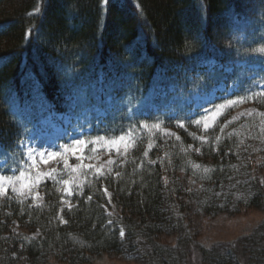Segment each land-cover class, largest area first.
Segmentation results:
<instances>
[{
  "label": "trees",
  "instance_id": "1",
  "mask_svg": "<svg viewBox=\"0 0 264 264\" xmlns=\"http://www.w3.org/2000/svg\"><path fill=\"white\" fill-rule=\"evenodd\" d=\"M259 46L264 0H0V158L16 162L25 133L48 114L96 102L107 111L91 131L99 172L73 164L37 176L28 192L15 183L0 193V264H88L104 253L191 264L194 249L204 264H264V220L212 246L191 224L198 211L264 210ZM240 62L261 63L260 75ZM225 80L236 89L216 100L219 109L193 113V94ZM81 85L86 99L78 101ZM158 103L173 112L153 110ZM217 111L208 127L196 123ZM10 171L1 176L22 173ZM64 180L73 185L66 207ZM109 196L118 216L106 210ZM168 235L175 244L162 242Z\"/></svg>",
  "mask_w": 264,
  "mask_h": 264
},
{
  "label": "rangeland",
  "instance_id": "2",
  "mask_svg": "<svg viewBox=\"0 0 264 264\" xmlns=\"http://www.w3.org/2000/svg\"><path fill=\"white\" fill-rule=\"evenodd\" d=\"M256 2V0H254ZM257 5V3H255ZM234 21L232 15H230ZM247 66L246 63L242 64ZM262 64L256 63L248 65L249 69L258 70ZM214 66L212 63L209 66L211 69ZM254 74V73H253ZM255 74H258L256 71ZM254 74V76H255ZM264 82V80H263ZM233 86H228L223 82L212 91H205L199 89L193 94L189 103L194 105L193 110L195 112L208 111L212 108L213 102L223 92L232 91ZM101 90V89H99ZM98 90V91H99ZM159 94H165L164 90H161ZM109 103L108 107L111 109L113 105L110 98L107 99ZM94 105V103H92ZM153 107V106H152ZM161 104L155 105L156 109H159ZM153 107V109H155ZM167 112H173V108L170 104L162 106ZM219 108L214 109L216 111ZM213 111V112H214ZM96 113V117L103 118L106 114L104 109H100L99 106L92 108L91 106H84L80 113L67 112L65 114L54 116L48 114L39 121H35L33 126L25 133L23 140L21 141L22 150V162L25 168L21 177H14L8 179L0 176V193L5 194L8 191L9 186L17 184L21 190H27L31 181L44 172H53L57 170L61 165L71 168L73 164L78 165L74 170H88L99 172L100 162L103 160L101 151L99 150L97 143L91 137L90 129L93 120L90 118L93 113ZM76 139L82 140L85 143L81 147L82 151L73 153L72 148L77 147L74 143ZM58 152L59 156L52 157V153ZM52 157V158H49ZM47 161V162H45ZM16 162H11V165H16ZM7 161L0 159V171L7 167ZM15 166L12 170H15ZM14 172V171H13ZM264 183V171L261 175ZM67 181V183H65ZM193 187V186H191ZM73 185L69 180H64L60 185V192L63 196L62 206H70L72 204L71 198L73 196ZM33 199L36 205H39L43 201V194L40 191H35ZM106 210L113 216H118L119 212L115 208L112 199L109 197V203L105 205ZM196 212V210H195ZM191 224L197 237L203 242L205 246H212L215 243H227L235 241L243 236L252 233L257 226L264 220V210L260 207H247L243 208L238 213L222 212L215 215L204 214L202 212H196L195 216L191 219ZM17 232H23L21 227L17 224L14 227ZM32 236L40 234L39 230H31L29 232ZM177 241L176 235L164 236L162 242L168 244H175ZM190 256L191 264H204L200 255V252L196 249L192 251ZM28 264V263H25ZM47 264H66L60 261L58 258H51ZM88 264H144L141 261L127 259L123 255L104 253L101 254Z\"/></svg>",
  "mask_w": 264,
  "mask_h": 264
},
{
  "label": "snow or ice",
  "instance_id": "3",
  "mask_svg": "<svg viewBox=\"0 0 264 264\" xmlns=\"http://www.w3.org/2000/svg\"><path fill=\"white\" fill-rule=\"evenodd\" d=\"M258 51L264 53V49H262V50H258ZM73 94H74L75 98H76L78 101H82V100L86 99V86H83V85H81V86H77L76 88H74V90H73ZM230 103H231V102H230ZM218 114H219L218 111L215 112V113H212V115H211L210 117H204V118H202L201 121H196V123H197V124L203 123L205 127H208V126H209V122L212 121V120H214L215 117H216ZM121 140H123V137H121ZM74 143L77 145V147L71 149V151H72L73 153H75V152H77V151H82V150H83V149H82L81 147H79V146L83 145V144L85 143L84 141L79 140V139H76V140L74 141ZM59 155H60V153H58V152H54V153H52V157L59 156ZM52 157H49V158H52ZM45 162H47V161H45ZM65 183H67V181H65ZM121 235H123V233H121Z\"/></svg>",
  "mask_w": 264,
  "mask_h": 264
},
{
  "label": "clouds",
  "instance_id": "4",
  "mask_svg": "<svg viewBox=\"0 0 264 264\" xmlns=\"http://www.w3.org/2000/svg\"><path fill=\"white\" fill-rule=\"evenodd\" d=\"M262 49H264V46H259L258 48L253 49V51H258V50H262Z\"/></svg>",
  "mask_w": 264,
  "mask_h": 264
}]
</instances>
